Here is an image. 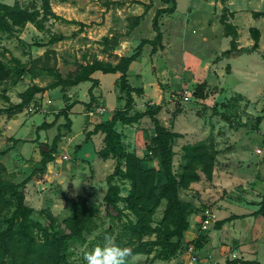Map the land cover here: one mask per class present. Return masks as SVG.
<instances>
[{
    "label": "rangeland",
    "instance_id": "1",
    "mask_svg": "<svg viewBox=\"0 0 264 264\" xmlns=\"http://www.w3.org/2000/svg\"><path fill=\"white\" fill-rule=\"evenodd\" d=\"M112 1L117 0H0L9 5L18 2L24 8L38 12L36 22H27L10 33L0 32V59L13 64L12 59L16 57L32 66L35 59L42 58L35 65V74L25 73L16 84L12 80L0 82V107L20 102V94L34 83L46 86L53 82L55 77L50 68L67 77L96 59L103 64L117 65L121 57L118 53L133 54L144 38L156 36L153 18L157 9L172 5L161 0H155V4L153 0H119L124 1L123 4ZM228 1L232 10H242L239 14L242 26L264 27V20L257 22V16L253 14L264 11V0H227V3L219 0L217 4L216 0H176L175 11L160 17L165 46L152 54L153 46L144 45L134 67L141 70V75L138 77L131 72L130 83L137 87L148 84V95L152 98L143 100L133 93L139 99L134 98L132 112L151 109L162 124L182 133L173 146L174 172L180 175L183 171L185 146L200 141L214 147L216 161L210 177L199 171L198 181L179 190L180 198L191 207L188 230L192 234L184 238V247L178 255L151 262L155 251L137 253L129 259V264H183L189 246L199 239L202 246L194 249L197 264H225L234 258L264 264V216L246 217L261 208L264 197V86L259 92L256 89L254 92L259 94L250 99L232 88L236 76L227 72L230 64L225 54L229 50L221 52L231 48L232 37L225 36L221 22L223 13L227 20L233 16L227 8ZM221 3L224 7H220ZM52 11L68 21L56 18ZM139 12L144 19L130 33L129 24ZM253 34L251 31V36ZM59 36L64 39L55 41ZM238 37L237 33V41ZM114 38L119 40L116 46ZM218 58L223 63L218 68L223 70L224 76L221 87L219 80L214 78ZM229 62L235 65L236 60L231 58ZM96 76L99 78L93 89L94 100L88 92L93 83L83 82L79 88L59 86L38 93L22 112L12 116L0 113V152L8 150L0 155V163L5 166V170L0 166V179L16 183L28 179L24 187L25 201L34 208L36 218L49 225V218L54 217L52 230L61 234L68 229L66 219L73 214L72 202L82 198L90 200L94 217L83 232L85 242L70 245L69 259L76 264H86V252L102 246L105 236L116 239L124 222L136 220L125 201L119 203L123 209L122 220H113L105 214L104 196L108 187L118 185L125 197L131 190V181L124 175L110 178L115 161L99 157L97 150L103 144L98 137L85 141V128L103 121L114 110L122 109L126 95L120 90L119 78L114 74L98 71ZM196 89L203 91V96L197 97ZM161 90L168 92L164 98L158 95ZM220 93L221 98H218ZM120 94L124 96L121 98ZM79 98L85 102H79ZM73 101L77 104L69 114L71 127L67 128L63 126L67 122L65 116L58 112ZM89 102L91 107H86ZM99 106L107 108L104 115H88L91 109ZM48 121H54V126L38 130ZM135 124H119L120 129L124 128V144L127 149L130 146L139 152L147 168L156 167L155 154L146 146L152 139V118L143 117L140 125L133 128ZM59 130L65 137L58 141L52 165L45 168L41 162L42 146L51 147ZM14 137L19 142H15ZM121 167L126 170L125 159ZM165 205L164 201L156 210L154 226L160 222ZM206 207H211L217 218L207 231L201 232ZM232 215L245 216L227 222L221 229L215 227L217 221ZM2 219L1 216L0 221ZM1 226L5 227V224ZM35 234L41 240L38 230ZM155 238L153 235L144 239Z\"/></svg>",
    "mask_w": 264,
    "mask_h": 264
},
{
    "label": "trees",
    "instance_id": "2",
    "mask_svg": "<svg viewBox=\"0 0 264 264\" xmlns=\"http://www.w3.org/2000/svg\"><path fill=\"white\" fill-rule=\"evenodd\" d=\"M165 3H171V7L159 8L153 18V27L156 36L153 39L144 38L138 45L133 54L121 56L117 65L103 64L96 59L93 63L83 65L80 70L72 75L63 77L61 72L50 68L55 79L46 86L32 84L20 94L21 101L13 103L9 107H0V113H6L9 116L22 112L23 109L31 104L38 93L45 92L61 86L62 88L76 86L82 82L91 81L93 85L89 88L91 100H94L93 89L98 80L92 77L96 71L108 73H120V90L126 95V103L122 109L114 111L110 119L98 122L91 134L103 133L104 147L98 151L99 157L103 159H115L117 161L110 178L117 175H124L131 181V190L125 197L121 195V189L116 184H111L104 196L105 214L113 220H122L123 209L119 203L125 201L128 208L134 214L136 220H129L122 224L121 232L116 235V243L122 247H128L133 254H150L153 251L156 254L155 259L168 260L178 255L184 247L185 233L190 227L188 215L191 212L190 205L183 201L179 196L181 187H188L191 183L200 179L199 171L207 176H211L216 161V151L214 147L205 141L185 146V165L180 175L173 170L174 142L182 137V133L173 131L160 122L156 112L151 109L132 112L134 104L133 93L140 94V88H134L129 83L128 70L130 64L136 60L146 44H151L152 54L162 48L163 33L160 28V17L163 14H171L176 9V0H162ZM48 3V1H46ZM117 4H123L124 1H112ZM53 16L68 21L60 17L54 11ZM254 16L263 14L262 12H253ZM38 12L30 11L16 2L9 5L0 2V32L10 33L14 28L21 27L27 22H36ZM143 15H135L134 21L130 22L129 30L137 26ZM76 21H73L75 23ZM221 22L225 28V34L231 36V48L229 52L237 50V30L235 26L228 22L224 13L221 16ZM256 42L258 35L256 28H251ZM59 36L55 41L62 40ZM114 45L119 44V40L113 39ZM257 44V43H256ZM255 44V46H256ZM42 58L39 57L33 61L32 66L22 63L20 59L13 57V64H8L0 59V82L12 80L13 84L23 77L25 73L35 74V65ZM49 67H47L48 69ZM197 97L203 96V91L196 89ZM75 102L69 104L64 110L58 112V115H64L67 122L63 125L71 127L70 110ZM91 107V102L86 104ZM145 116H150L154 123L152 130L151 143H147V149L155 154L157 166L147 168L145 159L136 151H127L126 145L122 140V134L117 130L116 125H132ZM54 126L51 123H43L38 130ZM62 126H58L61 129ZM59 130L49 151H41L43 159L42 165L46 167L47 163L53 160V153L58 148V141L62 138ZM17 142L19 141L16 140ZM8 150L0 152V155L6 154ZM125 159L126 170L121 167V162ZM1 164V163H0ZM5 170L4 165H0ZM30 178V177H29ZM28 179L16 183L12 180L0 179V264H76L70 261V245L74 242L84 243L83 232L88 228L94 217V211L88 198H82L72 202V216L66 219L68 229L63 233L58 230H52L55 227L54 217H50V224L47 225L42 219L35 217V210L26 204L24 187ZM8 196V197H7ZM67 201L70 198L64 196ZM166 202L163 216L157 225H153V216L156 210ZM13 207V208H12ZM12 208V209H11ZM10 211V215L5 214ZM255 216L264 215V197L261 202V208L252 213ZM245 215H232L216 222L217 229L236 218ZM5 224V227L1 225ZM41 234V240L36 237V231ZM155 235V239L145 240V237ZM201 238V237H200ZM196 244V245H195ZM195 247H201V239L195 241ZM225 264H261L257 261H250L241 258L230 259Z\"/></svg>",
    "mask_w": 264,
    "mask_h": 264
},
{
    "label": "crops",
    "instance_id": "3",
    "mask_svg": "<svg viewBox=\"0 0 264 264\" xmlns=\"http://www.w3.org/2000/svg\"><path fill=\"white\" fill-rule=\"evenodd\" d=\"M162 1V0H161ZM144 3H146V4H148V2H146V1H143ZM153 2H154V4H155V0H153ZM163 2V1H162ZM164 3V2H163ZM217 3H219V0H216V4ZM226 3H227V0H226ZM231 5V2L230 1H228V6H227V8L230 10V13H232V15L233 16H231L230 17V20H228V22L229 23H231V24H233L234 26H235V28H236V30H237V33H238V35H239V37H238V41H237V50L236 51H234V52H227L226 54H225V57H226V59H228L227 61H228V63L230 64V66H228L227 67V72L229 73V74H234L235 76H236V83L233 85V89L236 91V92H238L239 94H243L244 96H246L247 98H255L256 96H257V94H259V93H255L254 91L257 89H259L257 92H259V91H261V89L263 88V86H264V27L263 26H257L256 25V27L255 26H251V27H249V28H247L248 26H242L241 25V22H240V16H239V14H240V12L242 11V10H240V9H238V10H232L229 6ZM153 7V6H152ZM151 7V8H152ZM165 7H167V6H162V7H160V8H165ZM220 7H224V5H222V3H221V5H220ZM150 8V9H151ZM150 9L147 11V13L150 11ZM159 9V8H158ZM157 9V10H158ZM257 12H262L263 14H261V15H259V16H257L255 19L257 20V22H260V21H262V20H264V11H257ZM146 13V14H147ZM145 14V15H146ZM137 15H142L140 12H139V14H137ZM253 15V14H252ZM145 17V16H144ZM254 17V16H253ZM144 19V18H143ZM139 25V24H138ZM137 25V26H138ZM137 26H135V28L137 27ZM134 28V29H135ZM251 28H256L257 29V32H255V34H257L258 35V41L256 42V40H255V38H254V36H251ZM131 30V32L130 33H133V31H135V30ZM225 36H227V35H225ZM228 37V36H227ZM148 39H150V38H148ZM204 39H206V37L204 38ZM257 43V44H256ZM162 44H163V42H162ZM255 44H256V46H255ZM165 45L163 44V46L162 47H164ZM160 50V49H159ZM158 50V51H159ZM227 50H229V49H226V50H224V51H221L222 53H225ZM119 54V56H129V55H127V53H118ZM131 55V54H130ZM140 57V56H139ZM139 57L136 59V60H134L131 64H130V66H129V70H128V79H129V83H130V75H131V72H135V75L136 76H140L141 75V70H135L134 69V67H135V65L137 64V60L139 59ZM232 58V60H236V63H235V65H232L229 61H230V59ZM217 61V63H215V66L217 67V68H215V70H214V72H215V74H214V78L216 77V79L217 80H219V86L221 87L222 85H221V83H222V80L224 79V76L222 75V72H223V70L221 69L220 71H219V69L218 68H221L222 67V65H223V63H222V59H220V58H218V60H216ZM135 70V71H134ZM164 72H166L165 70H163ZM98 74V71H96L95 73H93L92 74V77L93 78H96V79H98L99 77H97L96 75ZM108 74H110V73H108ZM111 74H113V73H111ZM119 75H120V73H116V74H114V76L117 78H119ZM160 75H164L163 73H160ZM208 80V79H207ZM215 80V79H214ZM86 82H90V83H92L91 81H86ZM209 82V81H208ZM221 82V83H220ZM83 83V82H82ZM81 84V83H80ZM80 84H78V85H76V86H73V88H79L80 87ZM131 84V83H130ZM148 85V84H147ZM147 85H142V86H140V87H137V86H134V85H132L131 84V86L132 87H134V88H140V89H142L141 90V93L139 94V96H141V97H143L142 99L143 100H146V98H149L150 100L152 99L151 97H149V93H148V88H147ZM193 85V84H192ZM195 86V85H194ZM90 87H91V85H90ZM186 89V88H185ZM206 92H207V89H206ZM135 93V92H134ZM168 92L167 91H162L161 90V93L160 94H158L159 96H160V98H164V96H166V94H167ZM138 95V94H137ZM205 95H206V93H205ZM216 95L218 96V94L216 93ZM121 98H122V96H124L123 94H120L119 95ZM158 96V97H159ZM221 96V93L219 94V97L218 98H221L220 97ZM134 98H136L135 100H138L139 98L138 97H134ZM79 100V102H85V100H83V99H81V98H79L78 99ZM121 100H123V99H121ZM159 100V99H158ZM206 100V99H205ZM74 102V101H73ZM137 102V101H136ZM153 102H155L154 100H153ZM77 104V102L75 101V104H74V106ZM73 106V107H74ZM72 107V108H73ZM133 107H135V105H133ZM72 110V109H71ZM71 110H70V112H71ZM115 111V110H114ZM145 111V110H144ZM114 113V112H113ZM113 113L111 112L110 113V115L109 116H107L106 118H104L103 120H107V119H110L111 118V116L113 115ZM88 116V115H87ZM142 119L143 118H141L140 120H139V122H137L136 124H135V127H133V128H136L138 125H140L139 123L142 121ZM51 122H53V121H48V123H51ZM62 123V122H61ZM60 122H59V124H61ZM97 123H95V124H93L92 125V127L91 128H89L90 126L89 125H87V127L85 128L86 129V131H87V137H86V140L85 141H93V137H98V140H99V142L101 141L102 142V144H103V147H104V142H103V138H104V134L103 133H97V134H91L89 137H88V132H90V131H92L93 130V128H94V126L96 125ZM119 124H121V123H118L117 125H116V128H117V130L122 134V140H123V142H125V140H124V136H123V133H122V130H124V128H122V129H120V127H119ZM41 131V130H40ZM176 132H178V131H176ZM140 133L142 134L143 133V131L142 130H140ZM181 133V132H180ZM185 134V133H184ZM63 137H65V136H63ZM15 138V137H14ZM62 139V138H61ZM16 140H18V139H16L15 138V142H16ZM19 142V141H18ZM102 147V148H103ZM102 148H100V149H102ZM99 149V150H100ZM99 150H97V152L99 151ZM127 151H135L134 149H133V147H128V149H127ZM136 152L139 154V152L136 150ZM53 155H54V153H53ZM66 158H68L67 156H66ZM78 159V158H77ZM109 159H111V158H109ZM105 160H108V159H105ZM115 162V165H116V163H117V161L115 160V159H113ZM77 164V163H76ZM50 165H52V162L50 161V162H48L47 163V165H46V167L45 168H49L50 167ZM256 210H253V212H250L249 213V216H246L247 218H252L253 216H255V215H253L252 213H254ZM264 216V215H263ZM226 217H228V216H225V218ZM222 219H224V218H222ZM190 221V220H189ZM190 227H191V221H190ZM223 227H226V223L222 226V228ZM221 229V228H220ZM192 233L188 230L187 231V233H186V235H185V238H189L190 237V235H191ZM213 236V235H212Z\"/></svg>",
    "mask_w": 264,
    "mask_h": 264
},
{
    "label": "clouds",
    "instance_id": "4",
    "mask_svg": "<svg viewBox=\"0 0 264 264\" xmlns=\"http://www.w3.org/2000/svg\"><path fill=\"white\" fill-rule=\"evenodd\" d=\"M133 253L130 248L122 247L111 236H105L103 245H98L85 253L86 264H129Z\"/></svg>",
    "mask_w": 264,
    "mask_h": 264
},
{
    "label": "built area",
    "instance_id": "5",
    "mask_svg": "<svg viewBox=\"0 0 264 264\" xmlns=\"http://www.w3.org/2000/svg\"><path fill=\"white\" fill-rule=\"evenodd\" d=\"M185 92L187 93L188 91L185 90ZM32 108V107H31ZM107 111V108L103 107V106H99V107H95L93 109H91L88 112L89 116H96V115H104ZM216 213L214 212V210L211 207H206L203 211V215H202V219H201V232H205L209 229V226L215 222L216 220ZM195 246L194 245H190L188 248V257L187 259L184 261L183 264H197L198 263V257L194 251Z\"/></svg>",
    "mask_w": 264,
    "mask_h": 264
},
{
    "label": "water",
    "instance_id": "6",
    "mask_svg": "<svg viewBox=\"0 0 264 264\" xmlns=\"http://www.w3.org/2000/svg\"><path fill=\"white\" fill-rule=\"evenodd\" d=\"M42 150L45 151V152H47L49 149H48L47 145H43L42 146Z\"/></svg>",
    "mask_w": 264,
    "mask_h": 264
}]
</instances>
